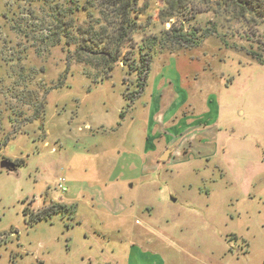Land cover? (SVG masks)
Returning <instances> with one entry per match:
<instances>
[{
    "label": "rangeland",
    "instance_id": "374dc122",
    "mask_svg": "<svg viewBox=\"0 0 264 264\" xmlns=\"http://www.w3.org/2000/svg\"><path fill=\"white\" fill-rule=\"evenodd\" d=\"M68 1L0 0V162L18 161L15 173L0 170V264H124L132 245L164 264H264V27L226 16L217 0H185L169 22L166 0H136L137 27L107 71L103 56L76 55L63 40L37 52L47 2ZM89 12L64 18V32L79 40L78 27L104 24ZM171 28L203 39L179 45L164 39ZM172 89L187 103L178 97L163 128L181 111L197 121L211 112L216 152L136 175L152 103Z\"/></svg>",
    "mask_w": 264,
    "mask_h": 264
},
{
    "label": "trees",
    "instance_id": "16d2710c",
    "mask_svg": "<svg viewBox=\"0 0 264 264\" xmlns=\"http://www.w3.org/2000/svg\"><path fill=\"white\" fill-rule=\"evenodd\" d=\"M185 0H166L163 8V22H169L174 17L181 15V9L184 6ZM47 18L43 21L44 27L39 28L35 32L34 39L39 44L37 52L44 51L46 49L55 48L63 40L66 47L71 45H77L75 54L87 53L93 56H103V60L106 64V70L111 71L113 66L118 62L119 53L123 47V43L129 40L130 34L136 29L137 24L132 19V14L135 13L136 0H87L86 4L79 5L74 2V0H69L68 4L72 6L69 8H58L52 3L47 2ZM94 6L97 15L103 19L104 24L97 22L86 27H78L76 30L79 40H75L74 36L66 34L63 30L64 24L63 19L67 16L72 15L74 12H87L89 18H93V14L89 12L91 6ZM216 5L221 8L226 16H229L237 22L244 24H251L255 27H264V0H217ZM30 6V5H29ZM122 6V12L120 15L115 16L114 10L117 7ZM97 26L98 30H94ZM172 34L168 37L169 31H164L163 34L167 35L164 37L165 40H173L174 43L186 44L189 47L197 46L200 44L198 30L192 29L189 33L182 31H177L171 28ZM207 32V33H205ZM210 30H204V35L208 34ZM164 41L161 38L158 40H153L151 42V47L156 49L158 47H164ZM150 47V49H152ZM100 51L94 53L93 51ZM259 63H263V56L261 57L257 53H250ZM147 60H145L144 55H139V60L141 62V67L144 66V71L139 74L140 86H144L145 80L148 73V64L151 55L146 54ZM78 63H85L83 60L77 59ZM140 67V66H139ZM143 75L141 76V74ZM42 106V105H41ZM42 109V107H41ZM15 166L18 165V161L14 162ZM62 207L60 205H53L51 207L45 208L38 213L30 214L31 220H42L52 213L60 211ZM27 215V211L25 212Z\"/></svg>",
    "mask_w": 264,
    "mask_h": 264
},
{
    "label": "crops",
    "instance_id": "0c3cea01",
    "mask_svg": "<svg viewBox=\"0 0 264 264\" xmlns=\"http://www.w3.org/2000/svg\"><path fill=\"white\" fill-rule=\"evenodd\" d=\"M171 90V89H170ZM162 98L156 97L152 103V126L147 131L149 137L145 142L147 147L144 149L146 157L141 168H136L135 174L152 175L162 167L187 161L189 157L201 158L208 157L216 152L214 143L217 140V131L212 128L215 116L210 120L211 112L205 113L203 120H196L194 116H189L187 110L181 111L178 123L163 128L164 121L160 118L167 112V109L181 97L180 107H186L187 95L180 90L164 92ZM177 111V110H176ZM175 111V112H176ZM174 115V114H173ZM193 118V119H192ZM210 120V123L208 124ZM167 158L162 162L160 158ZM135 180L134 176L132 179ZM124 264H164L160 257L155 253L143 251L132 245L125 254Z\"/></svg>",
    "mask_w": 264,
    "mask_h": 264
},
{
    "label": "water",
    "instance_id": "95a60500",
    "mask_svg": "<svg viewBox=\"0 0 264 264\" xmlns=\"http://www.w3.org/2000/svg\"><path fill=\"white\" fill-rule=\"evenodd\" d=\"M166 157L165 158H160L159 160L164 162L166 161ZM0 170L6 171L8 173H15L16 172V166L13 162H10L8 160H2L0 162Z\"/></svg>",
    "mask_w": 264,
    "mask_h": 264
},
{
    "label": "built area",
    "instance_id": "2783aa9c",
    "mask_svg": "<svg viewBox=\"0 0 264 264\" xmlns=\"http://www.w3.org/2000/svg\"><path fill=\"white\" fill-rule=\"evenodd\" d=\"M57 188L60 190V192L65 193L66 188H65V180L64 179H59L57 182Z\"/></svg>",
    "mask_w": 264,
    "mask_h": 264
}]
</instances>
